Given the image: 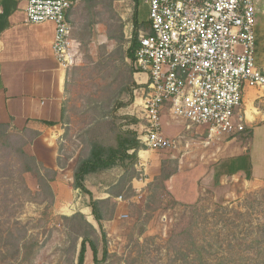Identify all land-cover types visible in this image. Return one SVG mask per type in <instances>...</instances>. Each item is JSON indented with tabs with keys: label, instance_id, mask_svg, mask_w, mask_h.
Instances as JSON below:
<instances>
[{
	"label": "rangeland",
	"instance_id": "obj_1",
	"mask_svg": "<svg viewBox=\"0 0 264 264\" xmlns=\"http://www.w3.org/2000/svg\"><path fill=\"white\" fill-rule=\"evenodd\" d=\"M110 2L95 0L85 17L110 23L111 29H75L81 44H74L76 62L67 69L64 133L58 141V161L66 170L57 179V188H52L53 203L49 194L37 195L41 189L34 173H21L19 150L29 135L9 130L8 138L0 129V264H78L82 239L77 233L99 241L100 264H218L220 255L227 257V264H238L242 258L254 257L256 251L245 244L239 247L237 241L243 242L251 221H264V185L245 189L242 181L229 178L220 188L213 182L202 186L194 204L174 200L168 185L179 166L190 169L206 162L211 168L219 159L233 156L238 147L249 152L252 145V158H262L264 145L258 135H252L249 109L246 130L235 137L222 136L207 144V133L201 128L191 132V141L189 132L188 143L178 149L141 148L146 160L137 152L133 171L116 164L92 173L88 180L95 199L109 201L101 207L107 215L102 225L109 252L103 260L102 228L88 221L89 197L74 188L71 174L95 148L109 152L117 148L120 134L140 129L139 120L131 122L140 116L133 114L139 94L134 92L132 20L111 12ZM145 17L144 11L141 18ZM109 35L119 38L111 40ZM170 121V115H164V133L170 131ZM142 174L152 183L137 199L128 187L132 178L139 180ZM85 264H94L89 245Z\"/></svg>",
	"mask_w": 264,
	"mask_h": 264
},
{
	"label": "built area",
	"instance_id": "obj_2",
	"mask_svg": "<svg viewBox=\"0 0 264 264\" xmlns=\"http://www.w3.org/2000/svg\"><path fill=\"white\" fill-rule=\"evenodd\" d=\"M78 1V0H76ZM150 32L140 33L133 68L149 75L135 89L134 113L142 149H178L187 133L204 129L207 144L246 130L247 88L264 89V69L256 65L255 0H148ZM68 0H30L28 24L53 23V52L69 69L76 62ZM77 44V43H76ZM186 123L175 138L165 135L162 117ZM142 151L139 152V155ZM140 181L146 178L141 175ZM137 199L143 198L138 191ZM119 201L123 197H118Z\"/></svg>",
	"mask_w": 264,
	"mask_h": 264
},
{
	"label": "crops",
	"instance_id": "obj_3",
	"mask_svg": "<svg viewBox=\"0 0 264 264\" xmlns=\"http://www.w3.org/2000/svg\"><path fill=\"white\" fill-rule=\"evenodd\" d=\"M28 1L30 0H0V125L9 126V130L18 133L26 129L38 133V137L28 143L24 151L27 155L36 158L44 167L57 172L56 180L51 182L52 188L56 189L57 179L61 178L62 172L66 170V167H60L58 163V141L64 133L68 73L67 69L58 63L53 52L55 25L50 22L28 24L26 22ZM68 1L75 2L68 12V19L73 25L72 38L76 43L81 44V40L76 36L75 29H111L110 23L99 19H86L95 0ZM147 1L111 0L110 2L111 12H117L123 20L130 16L132 20L130 40L133 38L134 29H147L146 32L139 30V34L151 31ZM255 9V60L256 65L264 69V0H255ZM144 11L146 17L141 18V13ZM137 46L138 40L136 45L131 41L133 61ZM133 78L138 87L148 82L149 75L134 70ZM243 109L246 123L250 109V121L254 124L251 126L252 135H258L264 145V89L247 88L244 93ZM164 115H170L167 108L162 119ZM172 120L169 123L170 131L165 133L168 137L175 138L187 132L185 121L173 118ZM134 152L135 150L130 151L131 154ZM145 153H141V159L142 154ZM145 158L142 160L145 161ZM91 176L93 174L87 176L85 181L90 191L92 190L88 179ZM71 178L74 179V170ZM229 178L234 182L242 181L245 189L264 185V156L255 160L252 158V145L249 152L238 147L233 156L219 159L211 168L206 162H197L190 169H182L179 166L178 171L168 180V185L174 200L194 204L202 195V186L204 188V185L214 182L218 187L223 188ZM151 183L152 180L149 178L142 182L134 177L130 185L135 193L143 191L146 194ZM88 201L90 204V197ZM91 209H86L85 214L88 221L94 225L93 221L96 220L91 214ZM87 212L90 214L89 217Z\"/></svg>",
	"mask_w": 264,
	"mask_h": 264
},
{
	"label": "trees",
	"instance_id": "obj_4",
	"mask_svg": "<svg viewBox=\"0 0 264 264\" xmlns=\"http://www.w3.org/2000/svg\"><path fill=\"white\" fill-rule=\"evenodd\" d=\"M138 36L139 33L137 29H135L132 38L133 44L135 45L137 44ZM109 38L118 39L119 37L116 38L113 35H109ZM120 38H122V36ZM132 102L133 101H131V103ZM120 106L122 107L124 105H120ZM64 117H65V109H64ZM131 122L137 123L138 119L136 117L131 118ZM0 129L3 130V136H7L8 138L10 137L8 135L9 126L0 125ZM22 133L29 135V137L23 140L21 149L19 150V154L21 158L19 166L23 167L21 168V173L22 174L26 172L34 173L37 176L41 189V191L38 192L37 195L41 196L44 193H47L51 197L52 200L51 203H53L54 193L51 186V182L55 181L57 172L55 170L44 167L40 162L37 161L36 158L27 155L24 151V147L28 143L34 141L38 137V133L28 129L24 130ZM117 138H118V145L116 149L110 150L109 152H105L102 149L95 148L92 151L91 156L85 160L80 161V163L78 164V166L74 171V188L80 190L86 196H89L91 198L90 207L92 208V214L94 216V219L96 220V222H98L99 226L102 228L103 231L102 234V241L104 242L103 260H105L108 257L109 252L107 248V234L103 230V225H102V222L104 220H107V215L102 210L101 207L103 205H107L109 201L95 199L93 192L86 187L85 181L88 175L95 173L101 169L110 168L116 164H121V166L125 169L126 172H130L131 170L132 171L134 170L133 169L134 165L138 159L137 152L142 147L140 141L137 138V133L135 131H127L120 134ZM131 150H135V152L131 154L130 153ZM58 163L60 167H63L59 161ZM128 190L130 192H135L131 185H129ZM27 191H29L31 195H33L30 189L27 188ZM81 216L84 218L83 215ZM64 219L70 220L71 218L69 219L67 217H64ZM86 223L87 226L90 227L98 237V233L96 229L92 225H90V223L88 222ZM249 225L251 226V230L242 239L243 242H239L238 240L237 243L239 247H242L243 244H245L250 250L256 251V253L254 257L242 258L241 260L242 262L238 264H264V221L258 222L256 224L251 221ZM77 237L82 239L81 240L82 248H81L78 264H85L88 245L90 246L93 252L94 264H100L101 259H100L99 241L85 237L81 233H77ZM14 247L16 248V250H20L19 245L15 244ZM226 260L227 257H225V255L217 256L218 264H227L228 262Z\"/></svg>",
	"mask_w": 264,
	"mask_h": 264
},
{
	"label": "bare ground",
	"instance_id": "obj_5",
	"mask_svg": "<svg viewBox=\"0 0 264 264\" xmlns=\"http://www.w3.org/2000/svg\"><path fill=\"white\" fill-rule=\"evenodd\" d=\"M142 152H144V151H142ZM141 152V153H142ZM141 153H140V156H141ZM141 158V157H140ZM145 158V154H142V159H144Z\"/></svg>",
	"mask_w": 264,
	"mask_h": 264
}]
</instances>
